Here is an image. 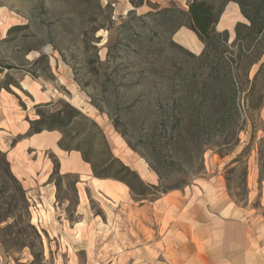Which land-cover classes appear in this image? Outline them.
I'll return each instance as SVG.
<instances>
[{"label":"rangeland","instance_id":"obj_1","mask_svg":"<svg viewBox=\"0 0 264 264\" xmlns=\"http://www.w3.org/2000/svg\"><path fill=\"white\" fill-rule=\"evenodd\" d=\"M207 1L216 7L225 3L215 30H226L228 44L236 48L235 25L247 23L238 4L235 0ZM187 4L188 0H0V87L18 102L28 122L37 119V110L48 112L59 108L60 102L68 103L101 126L113 157L127 163L140 160L148 168L145 160L113 130L109 118L90 104L97 95L94 81L86 75L85 62L95 53L92 46L100 61H105L109 49L111 67L134 66L133 73L139 72L137 66L168 68L191 61L189 54L198 56L202 51L194 50L198 47L195 37L190 39L185 32L169 37L167 20L147 15L165 7L186 11ZM182 28L188 29H179ZM83 33L86 38L82 40ZM149 39L152 48L141 47ZM40 56L44 58L38 60ZM258 68L259 64L250 69V80ZM124 73L128 80L136 79L127 71ZM89 80L91 84L83 87ZM263 101L264 68L253 91L241 94L238 140L230 132L226 134L230 144L222 149L225 162L218 165L219 172L229 180L226 191L231 194L230 200L257 220H264V117L260 115ZM65 156L71 157H58L46 150L29 153L28 157L30 161L49 164L46 171L51 175L58 158ZM238 156L239 163L231 164ZM212 157H219L216 150L205 153L204 172L183 189L196 186L211 171H218L213 163L210 167ZM131 167L137 170L135 165ZM63 175L59 170L54 178L58 188L48 179L54 186L52 204L39 196L34 201L27 199L25 194L29 224L41 236V245L31 229L15 222V227L4 232L5 249L0 246L2 264H132L127 253L138 245L128 241L125 208L131 203H151L153 196L143 202L135 201L123 186L114 187L111 183L107 190L96 189L91 184L92 173L87 171L81 175L82 180L77 174ZM138 175L144 182L157 183L150 175ZM18 215L24 219L22 210ZM5 225L6 222L1 223L0 228Z\"/></svg>","mask_w":264,"mask_h":264},{"label":"trees","instance_id":"obj_2","mask_svg":"<svg viewBox=\"0 0 264 264\" xmlns=\"http://www.w3.org/2000/svg\"><path fill=\"white\" fill-rule=\"evenodd\" d=\"M234 2L247 21L235 25L236 48L228 44L226 30H215L225 3L216 7L207 0H188L186 11L165 7L147 15L167 20L169 37L183 26L196 35L203 49L198 56L189 54L191 61L168 68L137 66L139 72L133 73L134 66L112 68L109 49L105 61H100L92 46L95 53L85 62L86 75L94 81L97 95L90 104L109 118L113 130L145 160L156 184L144 182L134 169L113 157L101 126L68 103L60 102L59 108L48 112L37 110V119L29 121L28 134L59 132L60 150L79 152L95 179L124 184L135 201L143 202L147 196H153L154 201L170 191L182 190L204 172L208 150H216L223 158L222 149L230 144L226 134L230 132L238 140L241 94L253 91L264 68V0ZM81 38L85 39L86 34ZM152 44L149 39L141 47L151 49ZM257 64L259 68L250 80V69ZM125 71L136 79L128 80ZM90 84L89 80L83 87ZM239 156L231 164H238ZM58 174L59 163L49 177L57 188L54 178ZM225 181L228 183L227 177ZM227 189L230 191L229 185ZM228 195L231 198L229 192ZM28 207L25 191L0 150V224L6 222L0 228L3 249L4 232L15 227V222L31 229L41 245V236L29 224ZM20 210L24 219L18 215Z\"/></svg>","mask_w":264,"mask_h":264},{"label":"crops","instance_id":"obj_3","mask_svg":"<svg viewBox=\"0 0 264 264\" xmlns=\"http://www.w3.org/2000/svg\"><path fill=\"white\" fill-rule=\"evenodd\" d=\"M172 1L175 0H167ZM183 32L190 35V39L195 37L198 47L194 50L199 53L203 46L192 31L182 28L175 36ZM260 115L264 117V103ZM28 131L24 110L0 87V150L5 153L26 198L34 201L39 196L52 204L54 186L48 182L51 172L46 171L49 164L30 161L29 153L52 150L58 157L70 154L71 157L58 158L60 173L77 174L80 180L83 172L91 173V170L81 160L79 152H65L57 147L58 132L29 135ZM225 159L212 157L210 167L213 163L218 171H211L207 179L196 186L170 191L151 203L126 206L128 241L138 245L127 253L132 264H264V220L254 219L253 214L239 209L230 200L223 172H219L221 166H218ZM124 163L129 167L135 165L136 172L150 175L155 181L156 177L140 160ZM109 183L129 191L121 183L91 178L96 189L107 190ZM77 190L80 191L78 187Z\"/></svg>","mask_w":264,"mask_h":264}]
</instances>
